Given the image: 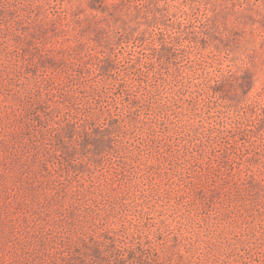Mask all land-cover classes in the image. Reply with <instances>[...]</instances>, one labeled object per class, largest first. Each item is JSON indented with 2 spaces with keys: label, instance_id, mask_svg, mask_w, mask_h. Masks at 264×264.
<instances>
[{
  "label": "rangeland",
  "instance_id": "374dc122",
  "mask_svg": "<svg viewBox=\"0 0 264 264\" xmlns=\"http://www.w3.org/2000/svg\"><path fill=\"white\" fill-rule=\"evenodd\" d=\"M0 264H264V0H0Z\"/></svg>",
  "mask_w": 264,
  "mask_h": 264
}]
</instances>
